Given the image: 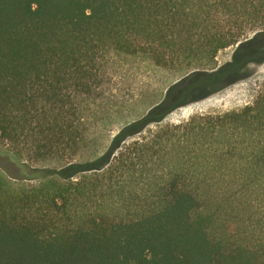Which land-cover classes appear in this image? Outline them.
<instances>
[{
	"label": "trees",
	"instance_id": "trees-1",
	"mask_svg": "<svg viewBox=\"0 0 264 264\" xmlns=\"http://www.w3.org/2000/svg\"><path fill=\"white\" fill-rule=\"evenodd\" d=\"M235 45L230 60L198 66ZM114 51L196 66L104 152L74 161L89 145L84 106L99 95ZM263 61L264 0H0V141L10 146L0 160L11 163L13 179L71 182L50 197L17 196L0 184V264H264V90L239 111L196 114L137 137ZM24 153L69 163L33 167ZM161 161L162 177L133 184V171ZM217 169L234 176L209 178ZM84 172H100L109 190L121 187L118 196L86 190L84 199L96 197L87 219L42 230L33 207L75 204ZM104 202L111 219L94 215Z\"/></svg>",
	"mask_w": 264,
	"mask_h": 264
},
{
	"label": "rangeland",
	"instance_id": "rangeland-1",
	"mask_svg": "<svg viewBox=\"0 0 264 264\" xmlns=\"http://www.w3.org/2000/svg\"><path fill=\"white\" fill-rule=\"evenodd\" d=\"M252 33H249V35ZM235 46H230L219 52L212 63L201 64L198 66L213 67L230 60ZM194 66L186 64H176L172 67H165L157 64L150 56L145 54H125L121 52H112L110 62L105 69L107 73L105 83L97 97L90 98L84 106L87 118V134L89 135L88 147L80 152L74 161H84L92 159L109 146L112 138L127 123L142 117L155 104L160 102L164 97L167 88L185 76ZM247 76L237 82L225 87L224 89L200 100L180 107L168 114L158 125L153 124L137 137L143 139L149 137L159 125L174 124L189 119L196 114H223L226 112L239 111L248 104H253L258 95L264 90V61L261 63H251L247 67ZM128 144V142H126ZM10 148L7 143L0 141V150ZM13 149V148H12ZM161 152V150H160ZM22 161L29 163L33 167H50L59 169L69 163V159L46 158L40 160L31 159L26 153L20 156ZM159 160V159H157ZM156 160V161H157ZM0 184L8 191L15 193L17 196L28 197L29 195H39L40 197H50L57 192L59 186L71 183L68 179L60 178L53 175L46 179H13L7 170L11 163L7 164L0 160ZM153 162V161H152ZM149 170L141 167L133 171V184L146 180L148 174H155L158 178L164 174L166 166L164 161L147 165ZM225 168V167H224ZM223 169H217L209 174V178L215 177H232L234 174ZM102 173V172H101ZM97 174L100 172H84L79 176L86 178L80 188H72L74 196L77 198L75 204H68L66 207L57 209L53 204L41 200L40 207H33L34 214L39 218V226L42 230L54 229L58 226H71L75 221H81L77 215H82L87 219L85 214L86 206H90L96 201V197L85 195L87 190L91 195L97 194V197L108 199L111 196H118L121 187L109 190L108 180L101 178ZM240 175V174H236ZM78 177V178H79ZM260 177V176H258ZM77 177L71 178L76 180ZM131 184L130 186H132ZM123 185V184H121ZM97 186V190H94ZM127 187V184H125ZM77 192V193H76ZM89 199L88 201L86 199ZM23 203V202H19ZM111 202H104L103 209L94 215H105L111 219L108 213L113 212ZM137 202L131 206L127 212L129 215L136 213ZM112 204V203H111ZM227 209L219 208L216 212L224 213L228 222L231 215L226 214ZM78 211V214L76 212ZM126 213H122L124 216ZM228 225V224H227ZM225 228L222 221L217 220L215 232L221 233ZM239 241H229L234 243Z\"/></svg>",
	"mask_w": 264,
	"mask_h": 264
}]
</instances>
